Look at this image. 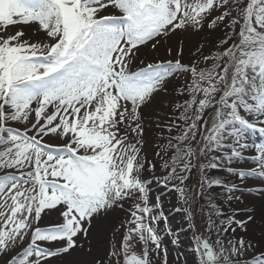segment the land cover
<instances>
[{
  "label": "snow or ice",
  "instance_id": "1",
  "mask_svg": "<svg viewBox=\"0 0 264 264\" xmlns=\"http://www.w3.org/2000/svg\"><path fill=\"white\" fill-rule=\"evenodd\" d=\"M183 33L203 38L188 62L182 41L142 57ZM177 78L187 99L181 123L156 125L157 176L142 109ZM250 134L264 138V0H0V264H89L79 239L115 210L120 240L95 264H170L166 237L188 264L182 235L193 264H264L254 217L222 206L264 196ZM249 148L255 166L238 167ZM153 183L176 195L183 229Z\"/></svg>",
  "mask_w": 264,
  "mask_h": 264
},
{
  "label": "rangeland",
  "instance_id": "2",
  "mask_svg": "<svg viewBox=\"0 0 264 264\" xmlns=\"http://www.w3.org/2000/svg\"><path fill=\"white\" fill-rule=\"evenodd\" d=\"M203 38L200 36H191L187 33L180 34L179 37H172L169 39L164 47L160 48L159 53L151 52L149 49H144L142 52V57L151 62L153 59L157 58H171L167 56L166 48L171 44L183 42L184 54L183 59L188 62L191 58V53L194 51V46L198 41ZM203 66V65H202ZM183 78L171 79L164 91L156 94L150 105L142 109L143 121L145 126L144 132V149L143 155H145L149 161L155 162L157 165L156 175H161L160 169V159L154 154L158 150V145L166 144L167 141L161 138V129L157 128V124H169L173 121L181 123L177 118L182 111V109L175 108L177 103H182L186 96H181L178 87L183 83ZM176 133H172L175 135ZM163 135H168L164 132ZM251 137V134H250ZM249 137L248 143H261L264 142V138L258 137L255 140H251ZM254 150L249 148L245 150L242 156L252 157ZM254 162L252 160H248ZM241 168H248L255 166V163L246 162L241 157L239 164L237 165ZM216 173L217 170H212ZM150 177V174H146ZM233 182L238 181L232 178ZM259 187V181L254 178L249 181V186ZM153 199L156 195H161L163 201V210L165 215L169 218V223L174 229H183L185 221L183 218V213L178 212L175 209L180 207L177 203V197L174 193L166 191L161 185L153 183L151 185ZM241 189H244V185H241ZM219 190V189H217ZM239 194V193H238ZM226 213H231L233 209H237V218H246L248 215L254 217L253 221L248 222V234L249 237H255L259 239L264 235V196L259 195V193L253 191L252 193L244 192V196L240 202L233 201L232 204L222 205ZM251 210V211H249ZM125 218V214L119 210H115L107 214L105 218H96L93 220L92 225L89 227V231L86 235H82L79 239V243L85 253L83 259L88 261L89 264H95V261H107L108 253L111 251L112 245L120 240V222ZM205 216L200 213L196 222L200 226V230L203 231ZM98 227V228H97ZM90 228L95 231L92 234ZM163 224H161V229ZM186 230V229H185ZM237 234H242L240 229H237ZM183 247L181 251L185 253L188 264H193V257L188 251L189 240L187 236L182 235ZM165 244L169 250V261L172 264L176 256V247L170 243V238L164 239Z\"/></svg>",
  "mask_w": 264,
  "mask_h": 264
},
{
  "label": "bare ground",
  "instance_id": "3",
  "mask_svg": "<svg viewBox=\"0 0 264 264\" xmlns=\"http://www.w3.org/2000/svg\"><path fill=\"white\" fill-rule=\"evenodd\" d=\"M94 233V232H93Z\"/></svg>",
  "mask_w": 264,
  "mask_h": 264
}]
</instances>
